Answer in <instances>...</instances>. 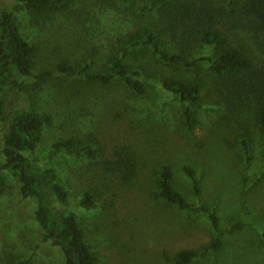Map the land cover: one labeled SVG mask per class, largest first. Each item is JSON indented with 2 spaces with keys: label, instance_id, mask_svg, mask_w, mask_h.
Returning <instances> with one entry per match:
<instances>
[{
  "label": "rangeland",
  "instance_id": "1",
  "mask_svg": "<svg viewBox=\"0 0 264 264\" xmlns=\"http://www.w3.org/2000/svg\"><path fill=\"white\" fill-rule=\"evenodd\" d=\"M85 1H74L79 14L70 10L36 15L22 4L14 7L20 32L34 53L31 76L20 78L28 91L13 93L10 104L28 103L49 117L29 154L40 163L46 161L52 142L73 135L95 138L105 157L126 155L134 164L136 175L123 181L121 174L113 175L83 155L60 151L52 158L68 190L66 204L78 214L97 264H172L171 257L181 249L198 253L189 264H264V136L250 109L221 117L224 111L214 104L217 95L205 67H181V76L204 81L199 122L191 132L182 122L179 100L151 79L145 96L131 95L120 83L84 87L79 93L72 87L67 91L57 80L36 85L33 76L54 69L61 60L76 67L89 61L97 69L119 36L146 21L120 7ZM239 35L254 66L264 68V28L252 24ZM207 51L194 47V55ZM139 60L155 73H176L151 55ZM4 129L0 123V136ZM244 135L250 143L249 162L241 145ZM2 160L0 154V164ZM162 164L171 166L173 184L188 202L216 211L218 249L210 247L216 230L205 213L155 195ZM183 165L195 171L201 189L197 196ZM88 188L96 206L85 210L78 198ZM35 206V200L20 195L16 183L0 195V264H64L57 247L49 242L37 246L41 235Z\"/></svg>",
  "mask_w": 264,
  "mask_h": 264
},
{
  "label": "trees",
  "instance_id": "2",
  "mask_svg": "<svg viewBox=\"0 0 264 264\" xmlns=\"http://www.w3.org/2000/svg\"><path fill=\"white\" fill-rule=\"evenodd\" d=\"M74 1L0 0V123L5 126L0 136L3 159L0 164V195L16 183L23 198L35 200L34 217L41 235L37 246L49 242L57 247L64 264H97L85 240L78 214L66 204L68 190L60 181L52 158L60 151L83 155L103 170L113 175L121 174L123 181L136 175L134 164L126 155L108 159L95 138L80 140L73 135L52 142L46 161L40 163L29 154L40 140L49 117L28 103L24 106L10 104L13 93L25 94L28 91V86L20 78L31 76L34 53L33 46L20 32L14 7L22 4L36 15L66 14L70 10L79 14L78 9L73 8ZM95 1L107 7H120L131 15L146 18V21L119 36L106 62L97 69L89 61L76 67L61 60L54 69H46L33 76L37 86L57 80L58 85L66 87L67 91L72 87L73 92L79 93L84 87L120 83L131 95L145 96L150 86L148 79H151L179 100L182 122L191 132L199 122L197 108L203 102L204 81L198 77L181 76V67L186 71L205 67L217 95L214 104L224 111L221 117L226 118L240 108L250 109L254 124L264 136V68L254 66L239 35V31L252 24L264 28V0ZM81 2L87 3L85 0ZM196 45L210 51L194 55ZM149 55L175 68L176 73L150 71L139 60ZM241 145L249 162L247 135L241 138ZM182 170L191 182L194 195H199L201 189L194 169L183 165ZM155 195L180 208L205 213L216 230L210 247H220L221 232L216 211L206 205L188 202L175 188L172 168L168 164L160 167ZM78 205L85 210L96 206L95 194L90 188L82 191ZM197 256L194 250L181 249L174 253L171 261L172 264H189Z\"/></svg>",
  "mask_w": 264,
  "mask_h": 264
}]
</instances>
